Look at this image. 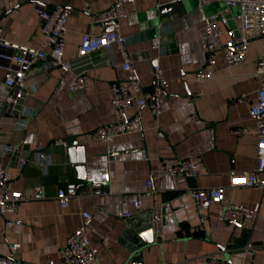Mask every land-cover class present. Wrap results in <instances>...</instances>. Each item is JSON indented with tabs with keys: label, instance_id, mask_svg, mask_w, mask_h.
I'll use <instances>...</instances> for the list:
<instances>
[{
	"label": "crops",
	"instance_id": "crops-1",
	"mask_svg": "<svg viewBox=\"0 0 264 264\" xmlns=\"http://www.w3.org/2000/svg\"><path fill=\"white\" fill-rule=\"evenodd\" d=\"M175 2L137 0L125 5L126 18L117 25L127 38L130 72L123 71L114 48L102 59H109V64L89 69L85 90L57 97L54 92L59 82L72 81L81 69L66 73L51 60H35L28 84L36 90L21 104L28 116L18 112L0 116V148H16L15 155L0 157V168L10 173L12 189L25 197L17 215L0 216V256L25 264H63L60 252L69 235L83 224L86 212L91 216L88 237L98 264H203L206 256L225 249L227 253L220 255L224 264H264L263 192L259 187H230L232 174L256 169L257 137L251 107L261 87L255 62L264 59V38L253 39L248 59L233 68L226 67L218 52L214 79L198 83L192 78L207 64L200 42L203 22L226 7L217 0H183L181 11L161 12ZM36 5L71 10L64 37L66 60L76 58L83 35H100L114 27L96 23L113 0H0V27L6 42L42 49L44 36ZM160 24L166 30L162 52H157L152 39ZM16 55L22 56L20 52ZM155 65L162 67L168 82L160 118L155 120L147 107H134L127 115H141L143 132L118 136L107 145L96 140L93 134L98 128L124 117L112 107L111 84L119 79L137 80L151 94ZM5 74V63L0 62V79ZM199 92L204 94L196 102L199 120L190 122L187 101ZM241 98L243 102H237ZM242 129L247 134H234ZM71 140L82 149L70 153ZM37 144H42L47 161H38ZM22 158H27L24 167ZM186 160L199 161L202 176L175 187L167 170ZM150 179L156 193L145 190ZM96 183L109 195L96 196ZM69 184L77 186V196L62 209L56 195ZM217 187L226 188L227 198L236 204L258 212L253 230L248 221L242 227L220 223L215 206L205 225H200L190 188ZM137 200L142 204L138 212L134 208ZM155 201L164 205V228L158 239L153 234V243L145 245L138 260L128 231L144 233L151 228ZM128 212L133 216L124 218ZM7 221L14 224L7 226ZM149 234L151 229L144 237ZM249 241L256 246L251 251L245 249ZM10 246H17V252L12 253Z\"/></svg>",
	"mask_w": 264,
	"mask_h": 264
},
{
	"label": "built area",
	"instance_id": "built-area-1",
	"mask_svg": "<svg viewBox=\"0 0 264 264\" xmlns=\"http://www.w3.org/2000/svg\"><path fill=\"white\" fill-rule=\"evenodd\" d=\"M137 0H113V5L96 23L116 22L110 31L100 35L85 34L82 37L77 56L73 60H66L64 51V37L67 33L68 20L71 10L66 7H57L47 10L41 5L35 6V12L40 17V29L44 39L42 49L36 50L23 48L10 44L3 39V29L0 27V62L5 63L6 74L4 79H0V116L4 113L13 114L18 112L21 116H28L21 109L22 101L32 95L36 88L28 84V78L32 73L35 60H51L54 66L69 73L77 68L81 71L75 75L70 82L61 81L55 89V96L63 93H74L85 90L89 84V69L97 68L101 65L109 64V59H103L114 48L117 50L124 72L132 70V60L127 51V38L123 36L117 25L118 21L126 18L124 7L127 4H134ZM182 2L183 0H177ZM223 3L226 11L211 15L203 22L200 32V42L202 49L207 56L206 67L198 72L192 80L202 83L214 79L213 67L216 64L217 53L220 52L222 60L227 68H233L244 63L249 56V46L253 39L264 38V0H217ZM233 9H238V27L232 29L229 25L228 13ZM87 11V7L83 9ZM166 28L160 24L152 39V48L157 52H162V34ZM47 49L48 51H44ZM20 52L22 56L16 54ZM256 76L260 77L261 87L256 92V103L251 107L252 118L255 122L254 133L257 137L256 169L252 173H239L230 176L231 188H261L264 196V59L256 60ZM167 79L161 66L155 65L153 70L154 91L146 94L143 86L137 80L119 79L111 84L112 107L114 111L122 114L123 120L98 128L93 136L99 142L107 145L108 142L122 135H130L143 132L142 118L139 113L127 115V112L134 107L139 110L148 108L155 120L162 114L161 98L164 95ZM204 97L199 92L189 98L187 105L190 109V122L199 120L196 102ZM243 102V98L237 100ZM247 129L235 130L234 134H247ZM35 153L39 162L48 160L42 144H37ZM112 152L109 151V154ZM16 148L13 146H2L0 157L15 155ZM27 158L20 160L22 167L26 166ZM167 175L175 187L188 184L190 181L199 179L202 176V166L199 161L186 160L179 162L168 168ZM12 179L8 171L0 168V216L17 215L20 203L25 200L21 193L12 189ZM145 190L156 193L152 179L144 184ZM96 196H108V192L103 190L100 183L93 184ZM190 195L198 212L199 222L204 226L209 219V212L212 207H217L218 221L222 224H244L250 222L252 230L258 217L256 210L240 206L232 199L227 198L226 188H190ZM77 196V186L69 184L65 188H60L56 199L62 209L69 207L70 201ZM142 207L141 201L134 203V208L138 212ZM152 229L156 239L160 237L164 228V205L155 201L152 206ZM133 214L128 212L124 218H131ZM83 224L75 230L66 240L65 247L60 255L63 264H98L96 255L91 249L88 237V228L91 216L88 213L82 214ZM20 223V220H15ZM14 222L7 221V226H12ZM210 237V234H207ZM255 245L249 241L245 249L251 251ZM17 246H10V251L16 253ZM227 253L222 250L220 254H210L204 258L203 264H224L220 255ZM0 264H25L17 262L13 258L0 256Z\"/></svg>",
	"mask_w": 264,
	"mask_h": 264
},
{
	"label": "water",
	"instance_id": "water-1",
	"mask_svg": "<svg viewBox=\"0 0 264 264\" xmlns=\"http://www.w3.org/2000/svg\"><path fill=\"white\" fill-rule=\"evenodd\" d=\"M182 8V3L181 2H175L172 3L170 5L164 6L161 8V12L165 13V15L168 14H172L178 11H181ZM116 22H108L109 25L115 24ZM68 147H69V151L70 153H73L74 150L77 149H82L81 146H78L77 141L76 140H71L68 142ZM81 162H83V159L81 160ZM150 226V225H149ZM237 227H242V224H236ZM151 229V234H149V236L144 237V233L147 234V230ZM150 229H145L142 233L140 231H128V236L129 238H131L132 242H133V252L137 254L135 259H141L143 256V251L142 249H144L145 245H150L153 243V229H152V224H151V228ZM150 232V231H149Z\"/></svg>",
	"mask_w": 264,
	"mask_h": 264
},
{
	"label": "rangeland",
	"instance_id": "rangeland-1",
	"mask_svg": "<svg viewBox=\"0 0 264 264\" xmlns=\"http://www.w3.org/2000/svg\"><path fill=\"white\" fill-rule=\"evenodd\" d=\"M239 14H240V11L238 9H233L232 14L228 15L229 25L231 26L232 29H236L238 27L236 19Z\"/></svg>",
	"mask_w": 264,
	"mask_h": 264
}]
</instances>
